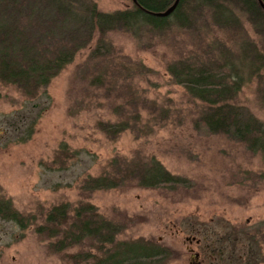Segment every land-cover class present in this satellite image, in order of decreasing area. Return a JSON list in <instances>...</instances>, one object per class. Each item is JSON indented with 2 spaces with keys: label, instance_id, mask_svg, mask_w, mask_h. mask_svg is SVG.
<instances>
[{
  "label": "rangeland",
  "instance_id": "374dc122",
  "mask_svg": "<svg viewBox=\"0 0 264 264\" xmlns=\"http://www.w3.org/2000/svg\"><path fill=\"white\" fill-rule=\"evenodd\" d=\"M69 1L81 16L85 7L109 13L134 3ZM218 1L238 19L215 21L207 10L196 16L190 2L186 25L86 32L76 18L45 9L41 19L52 21L29 11L20 18V40L3 33L0 52L7 56L31 48L41 61L69 56L49 71L45 89L31 84L34 99L22 78L0 75V201H10L26 223L0 217V264H71L62 257L68 251L52 247L60 238L37 231L62 203L71 214L92 204L116 226L119 242L159 246L165 254L156 264H264V151L206 123L210 109L228 103L264 126V14L251 18L237 4ZM186 65L237 89L202 100L170 73ZM14 117L23 121L18 129ZM149 159L181 182L141 185L139 166ZM101 174L117 186H85ZM218 238L229 242L220 251L212 244ZM96 242L73 243L69 251L95 252Z\"/></svg>",
  "mask_w": 264,
  "mask_h": 264
},
{
  "label": "trees",
  "instance_id": "16d2710c",
  "mask_svg": "<svg viewBox=\"0 0 264 264\" xmlns=\"http://www.w3.org/2000/svg\"><path fill=\"white\" fill-rule=\"evenodd\" d=\"M228 1L237 4L241 8L240 10L250 17L258 15V13L264 14V10L260 7L258 0ZM174 2L175 0H136L131 8L109 13L100 11L95 6H90V8L85 7L84 16H81L80 14H76L69 0H0V39L3 38L4 32L7 33L5 38H8V41L11 42L12 39L20 40L23 38L18 26L20 18L24 17L27 11H29L31 13L28 14H32L33 18L39 15L40 21L44 22L49 19H41L42 16L40 14L45 9L54 10L60 16L66 15L68 18H76L80 21L79 26L86 32L116 27L133 30L135 28L138 29L137 27L140 26L163 30L172 24L186 25L189 22L188 20H190V16L185 18L184 15L187 13L186 7L189 6L190 2L194 3L191 8L196 11V16H198V12L204 13L207 10L215 21H220L219 18H223V20L238 19V17L230 18V13L226 9L232 11L231 7L228 5L223 6L218 0H180L172 15L161 17L155 14L168 9ZM224 11L226 12L223 13ZM28 14L26 17H28ZM78 15H80L79 18ZM49 20L52 21L53 18ZM60 22L64 23V17H61ZM62 26L63 24L60 23L58 28H62ZM35 54L36 52L32 48L29 53L16 51V53L8 54L9 56L5 55L2 51L0 52L1 77L9 81H20L22 78L23 82L27 84L24 87L32 97L31 99H34V96H36V94L31 92V84L34 87L37 86L38 90L41 87L45 89V84L50 78L49 71L57 72L60 70L68 61L69 56V54L57 55L53 61H41L36 59ZM25 65H27V68ZM189 67L187 65L182 68L172 67L170 73L178 83L186 85L189 93L202 98V100L207 95H217L220 97L232 93L237 89L235 83H229L224 77L223 79L222 77L216 78L212 74L213 72ZM185 75L187 77L183 79ZM44 89L41 91V95L43 96L46 93ZM204 101L210 106L216 103L212 99H204ZM210 111L212 114L206 120L209 126L212 128L222 126L235 135V137L245 139L248 143L252 142L258 145L252 144L254 147L264 151V126L257 122L250 114L247 115L245 113L246 109L240 108L236 104L227 103L216 106L213 110L210 109ZM14 120L18 123L14 124V128L18 129L23 125V121L19 123L17 117H14ZM31 124H29V131ZM24 131H26V128ZM139 169V183L143 186H176L181 182V180L179 181V179L169 173L163 164L156 159H149L141 168L139 166ZM85 182V186L87 188L90 187V189H106L117 186L116 180L110 179L104 174L96 178H89ZM0 217L12 221L19 226L26 224L21 214L13 209L10 201H0ZM37 231L39 233H47L53 238H60L59 243L52 244V247L59 252L68 251L62 257L66 260L68 259V262L70 260L71 264H156L162 260L165 254L159 246H150V244L146 245L136 241H117L116 226L112 221L104 219L90 203L79 206L75 214H71L70 206L66 203L54 206L46 216V224L39 226ZM222 236L228 241L230 240L228 233ZM86 239H91L92 242L97 240L96 243H93L95 252L84 251L83 255L70 253L69 250L73 247V243L82 244ZM228 243L223 239L220 240V238L215 240L214 243L212 241V244L218 251Z\"/></svg>",
  "mask_w": 264,
  "mask_h": 264
},
{
  "label": "water",
  "instance_id": "95a60500",
  "mask_svg": "<svg viewBox=\"0 0 264 264\" xmlns=\"http://www.w3.org/2000/svg\"><path fill=\"white\" fill-rule=\"evenodd\" d=\"M134 2H136V0H133ZM180 0H175V2L165 11H161V12H157L155 13L157 16H161V17H167L169 15H171L174 10L177 8L178 4H179ZM260 6L264 9V2L263 0H258Z\"/></svg>",
  "mask_w": 264,
  "mask_h": 264
},
{
  "label": "flooded vegetation",
  "instance_id": "af4514ba",
  "mask_svg": "<svg viewBox=\"0 0 264 264\" xmlns=\"http://www.w3.org/2000/svg\"><path fill=\"white\" fill-rule=\"evenodd\" d=\"M191 240H194V239L192 238ZM199 241H200V240H197V242H199ZM192 251H193V250H192ZM192 254L194 255L195 258L200 257V253H199V252H193ZM200 262H201V261H196V262L193 261V262H191L190 264H200Z\"/></svg>",
  "mask_w": 264,
  "mask_h": 264
},
{
  "label": "bare ground",
  "instance_id": "6f19581e",
  "mask_svg": "<svg viewBox=\"0 0 264 264\" xmlns=\"http://www.w3.org/2000/svg\"><path fill=\"white\" fill-rule=\"evenodd\" d=\"M261 7V6H260ZM262 8V7H261ZM262 10H264L263 8H262Z\"/></svg>",
  "mask_w": 264,
  "mask_h": 264
}]
</instances>
